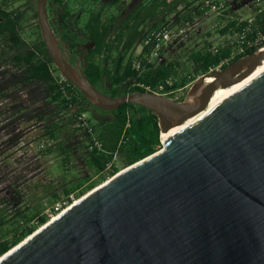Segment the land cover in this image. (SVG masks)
I'll use <instances>...</instances> for the list:
<instances>
[{
	"label": "trees",
	"instance_id": "trees-1",
	"mask_svg": "<svg viewBox=\"0 0 264 264\" xmlns=\"http://www.w3.org/2000/svg\"><path fill=\"white\" fill-rule=\"evenodd\" d=\"M14 1L0 3V257L47 223L49 214L62 211L161 148L158 120L150 110L125 104L102 111L66 82L41 39L34 0H25L26 10L11 7ZM55 1L66 10L58 17L61 21L75 5L86 13L79 31L58 28L59 47L70 63H80L93 86L110 97L146 88L158 92L162 86L160 93L173 98L172 92L225 59L229 58L220 69L257 50L231 57L240 33L246 31L247 40L264 37V11L257 13L254 0H196L181 10L182 0L132 8L121 0ZM96 5L98 9H92ZM112 8L116 11L107 15ZM244 8L252 17L238 16ZM28 10L33 12L31 24L24 19ZM210 11L217 14L216 33L235 35L234 43L214 46L206 20ZM161 29L185 30L199 42L189 48L182 64L177 53L182 42L172 39L139 74L134 61L144 62L154 45L143 42L150 32ZM83 43L92 46L79 51ZM140 46L142 52L136 54Z\"/></svg>",
	"mask_w": 264,
	"mask_h": 264
},
{
	"label": "water",
	"instance_id": "water-1",
	"mask_svg": "<svg viewBox=\"0 0 264 264\" xmlns=\"http://www.w3.org/2000/svg\"><path fill=\"white\" fill-rule=\"evenodd\" d=\"M47 2L34 8L61 77L96 109L150 110L161 148L74 200L0 264H264V48L199 76L181 101L110 97L61 52Z\"/></svg>",
	"mask_w": 264,
	"mask_h": 264
},
{
	"label": "rangeland",
	"instance_id": "rangeland-1",
	"mask_svg": "<svg viewBox=\"0 0 264 264\" xmlns=\"http://www.w3.org/2000/svg\"><path fill=\"white\" fill-rule=\"evenodd\" d=\"M1 1H3V0H0V3H1ZM63 1H65V0H63ZM70 1L72 3H75V2L77 3V1H81V0H70ZM122 1H123V3H126V0H122ZM157 1H159V0H136V3H137L136 6L143 5L144 7H149V6L153 5V4H155ZM175 1H180V0H160L159 2H162V3L163 2H167L169 5L170 4L172 5V4H174ZM217 1H219V2H232V0H217ZM170 2H172V3H170ZM10 3H12V2H10ZM190 3L197 4L198 2L196 0H182L181 3L178 4V6H180L179 10H181L182 6L184 8L185 4H190ZM10 6L11 7L12 6L13 7L20 6V7H23L25 10L27 9L25 7V0H16V1H14V4L12 3V4H10ZM64 9H65V7H64ZM92 9L97 10L98 9V5L94 6ZM92 9L90 8L89 10H92ZM72 10H71L70 13L74 12L75 16H76L78 13H80L79 5L73 6ZM216 10L217 9H213L212 11H216ZM115 11H116V8H112V9L108 10L107 15H109L110 13H114ZM125 11H126V9H125ZM212 11H210V13L207 16L206 20L209 21L208 27H209V29H210V31L212 33V37H211L210 40L213 42L214 46L216 47L218 45H230L231 43H234V41L236 40L235 35H228L227 34L225 36H220L219 34L216 33V29L218 27V23L215 20V18L217 17V14H212L213 13ZM81 13H82V15H81L80 19L76 22V25H78V27L80 29H81V27L83 25V22L86 19V13H84V12H81ZM249 14H250V10L248 8H244V9H242V10H240L238 12V16L240 18H242V19H246L248 17H252V15L249 16ZM24 19H26L28 24L33 23L34 22V20H33V12L31 10L25 11ZM174 38L179 40L178 43L182 42L181 47L177 51V53H178V61H180V63H182V64H184V63L186 64V55H187V52H188L189 48L192 47L193 45H195V43H198L199 39H196L193 33L187 32V31L182 30V29H180V30L175 32V37ZM140 51H141V46L136 48L135 53L136 54H140L141 53ZM190 85L186 86L183 89L177 90L176 92H172L171 93V95L173 96L172 99L179 100L182 97L184 98ZM50 162H51V160H50V158H48V164H50ZM52 171H53V173H56V171L54 169Z\"/></svg>",
	"mask_w": 264,
	"mask_h": 264
},
{
	"label": "built area",
	"instance_id": "built-area-1",
	"mask_svg": "<svg viewBox=\"0 0 264 264\" xmlns=\"http://www.w3.org/2000/svg\"><path fill=\"white\" fill-rule=\"evenodd\" d=\"M256 5L259 7L257 10V13H260L264 11V0H254ZM215 9V7H213ZM175 32L173 30H167V29H161L158 31H152L149 33L145 41L143 42V45H149L154 42V45L151 48V51L149 52L148 56H145V61L142 62L140 60H135L133 63V67L138 71L139 74H141L147 67L148 64L153 63L154 59L157 57V52L163 47L166 46L168 43L171 42V40L174 38ZM239 44L237 45L235 53H232L231 57L234 55H242L244 54L247 49L251 48H257V49H263L264 48V37L256 38L254 40H247L246 38V31H243L239 34ZM142 52V47L141 51ZM228 59H225L223 62H221L218 66L215 68H211L209 70L210 72L218 71L220 70V67L222 64L228 62ZM199 77V76H198ZM197 77V78H198ZM168 85H172V81L166 82ZM147 91H150L149 88H146ZM151 92V91H150ZM162 92V86L159 87L158 92H153L161 95H165ZM161 144V143H160ZM55 210L58 212L59 209L55 208ZM59 213V212H58ZM56 214H49L50 219L53 218Z\"/></svg>",
	"mask_w": 264,
	"mask_h": 264
},
{
	"label": "flooded vegetation",
	"instance_id": "flooded-vegetation-1",
	"mask_svg": "<svg viewBox=\"0 0 264 264\" xmlns=\"http://www.w3.org/2000/svg\"><path fill=\"white\" fill-rule=\"evenodd\" d=\"M57 3L58 2L55 0H48V2H47V15H48V19L51 23V28L53 29L54 35L59 40V43H60V39L57 37L58 28L62 27L64 29H68L69 31H79V27H78V25H76V22L80 19L82 13L80 12L76 16H75L74 12L69 13L65 17V20L61 21V20H59L58 17L65 15L66 10L64 8L60 7L61 5L57 6ZM136 4H137L136 0H133V1L132 0L131 1L126 0V3H124V5L127 8L136 7ZM57 21H59V23H57ZM60 22H61V24H60ZM91 46H92V44L87 45L86 43H83L82 45H79L77 47V49L79 51L84 52L85 50H87Z\"/></svg>",
	"mask_w": 264,
	"mask_h": 264
},
{
	"label": "bare ground",
	"instance_id": "bare-ground-1",
	"mask_svg": "<svg viewBox=\"0 0 264 264\" xmlns=\"http://www.w3.org/2000/svg\"><path fill=\"white\" fill-rule=\"evenodd\" d=\"M263 66H264V65H263ZM222 91H223V89H220L219 91H217V92L215 93V95L213 96V99H212V101H211V103H210V107H211V106L217 101V99L220 97ZM187 123H190V121L187 122ZM187 123H185V124H183V125H181V126L175 128V129L171 130V132H170L169 134H167V135H163V136L161 137V140L164 141L167 137H169L170 135H172L173 133H175L176 131H178V130L181 129L182 127H184V125H186ZM156 152H157V151H156ZM156 152H155V153H156ZM153 154H154V153H153Z\"/></svg>",
	"mask_w": 264,
	"mask_h": 264
}]
</instances>
